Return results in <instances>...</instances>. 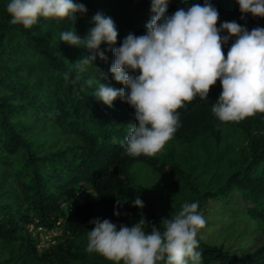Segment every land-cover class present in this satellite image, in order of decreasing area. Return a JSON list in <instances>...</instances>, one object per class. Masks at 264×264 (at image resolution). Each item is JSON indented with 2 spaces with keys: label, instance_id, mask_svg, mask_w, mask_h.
<instances>
[{
  "label": "trees",
  "instance_id": "obj_1",
  "mask_svg": "<svg viewBox=\"0 0 264 264\" xmlns=\"http://www.w3.org/2000/svg\"><path fill=\"white\" fill-rule=\"evenodd\" d=\"M74 2L87 9L76 14L75 23L67 18H40L31 29L10 23L6 13L9 1L0 10V241L13 247L12 258L20 254L22 264L53 259L71 264L78 258L72 253L73 240L89 232L95 208L112 216H117L114 212L137 213L133 202L136 197L144 201L145 195L133 183L134 165L161 167L164 176L183 174L175 164L159 166L160 159L154 156H128L122 141L129 133L128 126L136 123L135 110L120 99L108 107L94 96L102 82L117 89L124 87L109 72L114 62L111 49L119 47L129 33H146L153 15L151 0ZM209 2L219 12L218 28L225 21H235L249 31L264 28V18L249 14L241 19L236 0ZM194 3L202 5L204 0H169L167 15L179 8L187 10ZM97 13L114 21L117 41L112 46L101 44L106 61L97 57L95 66L81 71L76 64L88 50L83 42L79 47L62 42L60 34L75 30L84 39ZM233 42L234 38L223 46L225 58ZM99 71L107 75L106 81ZM221 92L218 80L207 99L197 96L179 109V125L172 137L192 140L212 135L220 139L228 127L247 137L248 156L212 197L227 202L238 192L246 215L260 222L264 231V113L223 123L211 112ZM40 124L49 127L45 133L54 137L53 142L41 139ZM88 192L92 200L79 203L81 194ZM32 226L48 231L60 228L67 239H59L56 246L42 253ZM197 240L201 264H264V243L238 257L222 246Z\"/></svg>",
  "mask_w": 264,
  "mask_h": 264
},
{
  "label": "clouds",
  "instance_id": "obj_2",
  "mask_svg": "<svg viewBox=\"0 0 264 264\" xmlns=\"http://www.w3.org/2000/svg\"><path fill=\"white\" fill-rule=\"evenodd\" d=\"M168 3L151 0L153 15L146 33H129L119 47L111 49L114 62L109 72L124 87L117 89L102 82L94 94L108 107L120 99L135 110L136 123L128 126L129 133L122 141L131 157H152L160 152L179 125L178 110L197 96L207 99L218 80L222 92L211 112L219 121L239 122L264 113V28L249 31L235 21H225L218 28L219 12L209 0L202 5L194 3L187 10L179 8L172 15H167ZM236 3L241 19L249 14L264 18V0ZM86 12V7L74 0H9L6 5L10 23L25 29H31L40 18H67L75 23L76 14ZM92 23L84 39L75 30L60 34L62 42L75 47L83 42L88 50L76 64L81 71L95 66L97 57L106 61L100 46L115 45L118 37L110 17L97 13ZM224 32L227 35H222ZM233 38L225 58L223 46ZM100 74L106 81L107 75ZM133 207H144L139 197ZM198 208V202L185 203L159 227L146 223L142 215L133 226L120 225L119 229L110 220H92L86 251L113 264H201L197 234L206 222Z\"/></svg>",
  "mask_w": 264,
  "mask_h": 264
},
{
  "label": "rangeland",
  "instance_id": "obj_3",
  "mask_svg": "<svg viewBox=\"0 0 264 264\" xmlns=\"http://www.w3.org/2000/svg\"><path fill=\"white\" fill-rule=\"evenodd\" d=\"M9 0H0V10ZM48 132L49 127L40 124L38 132L41 139L53 142L54 137ZM50 135V136H49ZM248 156V139L238 129L228 127L220 139L212 135L198 138H171L154 157L160 159V164L177 165L183 174L179 176H164L160 168L154 169L143 164L134 165L131 170L133 183L145 195L142 201L144 207L138 212L127 215L112 216L98 208L93 210L91 219H107L117 225L128 227L139 221L141 215L146 223L159 227L163 219L175 215L185 203L198 202V211L205 220V226L198 230L197 237L241 257L248 251L258 248L264 243V231L260 222L246 215L245 204L238 192H233L230 199L218 200L212 197L227 177L235 171ZM205 193H208L207 195ZM92 200L90 192L81 194L79 203ZM91 220V221H92ZM161 230L162 229V226ZM90 224L88 229L92 230ZM150 231V229H146ZM89 233V232H88ZM88 233L73 240L72 253L77 255L71 264H113L103 256L86 251ZM62 229L38 234L36 237L38 251H49L56 246L58 240L65 241ZM13 247L0 241V264H22L17 254L11 257ZM11 259V260H10ZM27 264H61L57 259L51 261H30ZM122 264V262H121Z\"/></svg>",
  "mask_w": 264,
  "mask_h": 264
},
{
  "label": "built area",
  "instance_id": "obj_4",
  "mask_svg": "<svg viewBox=\"0 0 264 264\" xmlns=\"http://www.w3.org/2000/svg\"><path fill=\"white\" fill-rule=\"evenodd\" d=\"M31 232H33L34 235H38V234L43 235L44 233H47L49 231L46 228H44V227H38V228L35 229V227L32 226L31 227Z\"/></svg>",
  "mask_w": 264,
  "mask_h": 264
}]
</instances>
